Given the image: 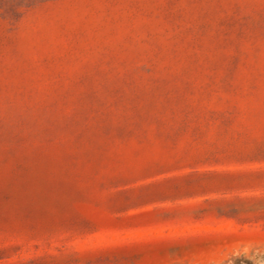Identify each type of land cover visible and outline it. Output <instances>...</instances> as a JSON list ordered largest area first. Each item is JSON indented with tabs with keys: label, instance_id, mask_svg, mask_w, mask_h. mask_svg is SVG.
<instances>
[{
	"label": "rangeland",
	"instance_id": "obj_1",
	"mask_svg": "<svg viewBox=\"0 0 264 264\" xmlns=\"http://www.w3.org/2000/svg\"><path fill=\"white\" fill-rule=\"evenodd\" d=\"M0 264H264V0H0Z\"/></svg>",
	"mask_w": 264,
	"mask_h": 264
}]
</instances>
